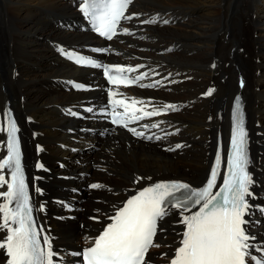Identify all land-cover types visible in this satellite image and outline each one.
Wrapping results in <instances>:
<instances>
[{"label": "bare ground", "instance_id": "obj_1", "mask_svg": "<svg viewBox=\"0 0 264 264\" xmlns=\"http://www.w3.org/2000/svg\"><path fill=\"white\" fill-rule=\"evenodd\" d=\"M262 7L261 0H137L136 12H171L183 21L175 28L157 23L141 30L137 34L140 39L113 42L123 57L148 64L164 75L171 74L170 85L152 97L188 103L166 123L180 130L166 144L183 142L186 148L165 152L157 144L133 140L118 130L106 139L93 136L85 129L95 130L96 124H75L67 117L69 107L83 104L85 99L94 100L96 95L67 92L69 80L89 72L57 58L58 43L82 47L94 41L93 36L71 29L77 13L70 0H0V122L7 108H15L23 126L27 164L33 167L39 159L51 168L61 160L68 164L69 171L55 168L42 181L34 180L40 174L29 169L34 183L46 189L44 196L36 200L48 201V215L41 221L46 228L51 227L48 232L57 247L70 250L84 245L131 189L173 178L200 185L212 164L215 133L219 130L228 134L240 77L245 80V113L247 119L249 114L250 129L263 135H255L263 151H253L252 171L259 184L254 185L255 192L264 199V87L261 92L258 88L264 80ZM226 35L229 40L223 44ZM170 45L179 51L157 55L156 51ZM187 77L193 80L181 83ZM253 85L260 94L255 93ZM208 86L216 87L214 94L200 98ZM28 117L33 123L26 122ZM37 143L45 147L40 155L35 152ZM89 147L91 151L86 150ZM65 174L71 177L67 182L59 179ZM91 182L104 187L82 196L73 193ZM69 197H76L77 205L84 209L73 214L72 220L57 205L60 199ZM177 221L171 215L162 225L157 240L160 247L151 253L148 264H164L172 256L182 230ZM256 230L264 233V226Z\"/></svg>", "mask_w": 264, "mask_h": 264}, {"label": "snow or ice", "instance_id": "obj_2", "mask_svg": "<svg viewBox=\"0 0 264 264\" xmlns=\"http://www.w3.org/2000/svg\"><path fill=\"white\" fill-rule=\"evenodd\" d=\"M129 3L131 0H92L93 13H88L87 7H82L81 10L99 19L101 23L97 31L106 35L108 39H112L117 21L122 17L131 19V16L124 17ZM95 10H98V14ZM143 23H155V20L143 21ZM163 23L167 24L169 21L165 20ZM66 54L75 59L78 64L93 65L90 59ZM93 66L99 67V65ZM123 71V68H116L117 73ZM105 72L111 83H121L117 76L109 74L107 68ZM77 87L80 86L77 85ZM212 91L213 89H209L207 95H211ZM236 99L228 162L230 176L216 195H209V190L214 187L216 180L215 169L207 186L200 190L191 189L189 185L181 183L171 185L157 183L144 188L128 199L122 208L117 209L114 216L109 217L112 223L108 224L95 238L93 246L82 253L84 264H144L145 255L148 248L152 246L153 237L156 234L157 221L168 215L172 207L189 211L195 205H200L198 211L183 218L182 222L186 225V231L182 234L181 246L176 249V255L172 258L171 264H246V258L251 255L250 245L247 242L254 238L250 237L244 228L247 223L244 219L245 210L250 207L245 197L252 195L249 186L253 181L247 171L249 164L246 150L247 131L243 125L239 97ZM115 103L124 105L123 101H115ZM135 104L136 101H132L131 105H124L125 111L127 112L130 107L135 111ZM72 114L75 115V113ZM158 114L149 112L144 115ZM116 115L119 116L120 113ZM117 122L113 119V123ZM156 126L153 125V127ZM130 131L137 136L144 135L143 132H137L135 129ZM16 132L17 128L12 121L11 130L8 132L7 155L0 159V171L7 168L10 175V182L4 175H0V187L7 185V191L0 193V197L4 198V202L0 203V213H2L0 228L7 230L4 240L0 242V249H6V255L9 257L7 264H53L54 253L51 251L48 237L45 236L43 239V245L48 248L45 252L38 239V232L34 230L35 222L31 218L32 207L29 203L28 185L22 171L21 152ZM219 159L218 154L217 162ZM90 187L97 189L104 186L92 184ZM180 189H184L185 193L179 202L168 199L173 197V190ZM217 196L221 198L217 199ZM14 201L15 210H11L9 205ZM9 221L11 225L18 226L12 227ZM40 231L43 229L41 228ZM257 264H264V261H258Z\"/></svg>", "mask_w": 264, "mask_h": 264}, {"label": "rangeland", "instance_id": "obj_3", "mask_svg": "<svg viewBox=\"0 0 264 264\" xmlns=\"http://www.w3.org/2000/svg\"><path fill=\"white\" fill-rule=\"evenodd\" d=\"M262 2H263V7L261 8L262 9V14H261V16H260V18L261 17H264V0H261ZM180 25H182V24H179L178 26H180ZM178 26H175V27H178ZM175 27H173V26H167V28H175ZM258 33H259V31H258ZM253 34L255 35L256 33L255 32H253ZM254 38H255V36H254ZM227 40H229V38H228V35H226L222 40H221V42L224 44ZM128 48H130L129 46H128ZM230 58H233V56H230ZM210 62V61H209ZM219 69V68H218ZM193 70V69H192ZM258 75L260 74V72H258L257 73ZM251 87V86H250ZM253 87H254V91H255V89H256V87L253 85ZM263 87H264V80H263V84H262V86H260V87H258V88H260L261 90H260V92L263 90ZM38 87H36L35 89H37ZM34 89V90H35ZM260 92H256L255 91V93L256 94H260ZM230 100V99H229ZM258 105H259V102H258ZM59 107H61V108H63V106H59ZM72 127V126H71ZM37 131V130H36ZM97 137V136H96ZM92 140V139H91ZM191 148H189L188 150H190ZM86 150H92V147H89L88 149H86ZM93 151H95V149H93Z\"/></svg>", "mask_w": 264, "mask_h": 264}]
</instances>
